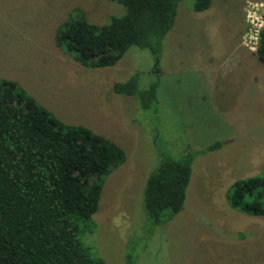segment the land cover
<instances>
[{
	"label": "rangeland",
	"instance_id": "obj_1",
	"mask_svg": "<svg viewBox=\"0 0 264 264\" xmlns=\"http://www.w3.org/2000/svg\"><path fill=\"white\" fill-rule=\"evenodd\" d=\"M255 1L212 0L203 11L180 1L155 71L153 54L136 45L114 65L95 68L57 46L56 29L73 7L104 24L124 12L115 1L0 0V76L126 152L105 179L97 233L92 242V234L83 236L107 264H129V253L133 264H264V215L232 208L226 195L235 179L264 164V64L249 32ZM136 72L141 87L159 80L149 109L113 90ZM217 140V149L200 151ZM187 147L200 152L183 208L150 233L146 179L163 154L179 157Z\"/></svg>",
	"mask_w": 264,
	"mask_h": 264
},
{
	"label": "trees",
	"instance_id": "obj_2",
	"mask_svg": "<svg viewBox=\"0 0 264 264\" xmlns=\"http://www.w3.org/2000/svg\"><path fill=\"white\" fill-rule=\"evenodd\" d=\"M110 1L121 4L124 12L112 14L104 24L91 22L81 7H73L56 29L57 46L95 68L114 65L136 45L153 54L156 71L182 0ZM211 2L193 0L192 7L203 11ZM256 55L264 64V26ZM140 75L114 82L113 90L135 96L149 109L159 80L141 87ZM220 145L217 140L200 151ZM200 151L187 147L179 157L163 154L148 175L143 204L150 233L183 208ZM125 159V150L114 139L63 121L17 80L0 76V264H107L83 236L92 234L91 241L97 233L94 215L105 179ZM226 195L232 208L264 215V164L258 172L235 179ZM128 260L133 264L131 253Z\"/></svg>",
	"mask_w": 264,
	"mask_h": 264
},
{
	"label": "built area",
	"instance_id": "obj_3",
	"mask_svg": "<svg viewBox=\"0 0 264 264\" xmlns=\"http://www.w3.org/2000/svg\"><path fill=\"white\" fill-rule=\"evenodd\" d=\"M259 5H264V0H257L254 2V5H252V9L254 11V17L252 19V26L249 28V32L251 36L254 38V41H250L253 44L250 45V47L256 52L258 43H259V37L261 29L264 26V11H259Z\"/></svg>",
	"mask_w": 264,
	"mask_h": 264
}]
</instances>
